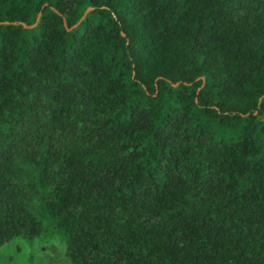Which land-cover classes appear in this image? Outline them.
Listing matches in <instances>:
<instances>
[{"label":"trees","instance_id":"1","mask_svg":"<svg viewBox=\"0 0 264 264\" xmlns=\"http://www.w3.org/2000/svg\"><path fill=\"white\" fill-rule=\"evenodd\" d=\"M44 236L264 264V0H0V247Z\"/></svg>","mask_w":264,"mask_h":264},{"label":"rangeland","instance_id":"2","mask_svg":"<svg viewBox=\"0 0 264 264\" xmlns=\"http://www.w3.org/2000/svg\"><path fill=\"white\" fill-rule=\"evenodd\" d=\"M25 254H27V261ZM43 255H50L62 264L65 260L68 264L59 243L47 236L32 241L15 238L4 244L0 247V264H35L34 259Z\"/></svg>","mask_w":264,"mask_h":264},{"label":"crops","instance_id":"3","mask_svg":"<svg viewBox=\"0 0 264 264\" xmlns=\"http://www.w3.org/2000/svg\"><path fill=\"white\" fill-rule=\"evenodd\" d=\"M42 257V258H41ZM34 259L35 264H62V262H57L55 258L50 255H43ZM25 260L27 261V254H25ZM24 259V258H23ZM65 259V258H64ZM63 264H66L65 260Z\"/></svg>","mask_w":264,"mask_h":264},{"label":"water","instance_id":"4","mask_svg":"<svg viewBox=\"0 0 264 264\" xmlns=\"http://www.w3.org/2000/svg\"><path fill=\"white\" fill-rule=\"evenodd\" d=\"M38 16H39V14L37 15V17H36L35 21H37V19H38ZM33 25H34V24H33ZM33 25H32V26H33ZM30 27H31V26H30Z\"/></svg>","mask_w":264,"mask_h":264}]
</instances>
